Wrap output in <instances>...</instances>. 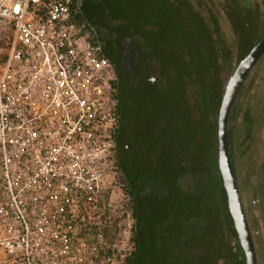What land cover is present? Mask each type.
I'll use <instances>...</instances> for the list:
<instances>
[{"label":"flooded vegetation","instance_id":"af4514ba","mask_svg":"<svg viewBox=\"0 0 264 264\" xmlns=\"http://www.w3.org/2000/svg\"><path fill=\"white\" fill-rule=\"evenodd\" d=\"M75 3L78 24L114 66L119 110L116 164L131 207L133 234L137 219L155 215L151 210L160 203L162 215L180 221L179 232L186 242L191 237L194 249L197 186L208 178L216 193L212 203L217 239L225 255H231L232 264L239 259L246 264L219 166L218 121L230 77L264 37V0ZM185 62L194 66L179 72ZM184 119L192 123V133ZM227 137L260 264L264 249V54L239 90Z\"/></svg>","mask_w":264,"mask_h":264},{"label":"built area","instance_id":"2783aa9c","mask_svg":"<svg viewBox=\"0 0 264 264\" xmlns=\"http://www.w3.org/2000/svg\"><path fill=\"white\" fill-rule=\"evenodd\" d=\"M75 9V0H0V264H84L102 247L101 233L91 248L72 224L85 198L98 200V176L93 188L83 176L100 170L93 157L120 179L117 78Z\"/></svg>","mask_w":264,"mask_h":264},{"label":"trees","instance_id":"16d2710c","mask_svg":"<svg viewBox=\"0 0 264 264\" xmlns=\"http://www.w3.org/2000/svg\"><path fill=\"white\" fill-rule=\"evenodd\" d=\"M77 22L80 24L81 20ZM185 64L186 67H180L183 69L179 68V72L194 66V62H185ZM183 76H187L186 72ZM119 108L121 112V105ZM183 123L192 133V123L188 124L186 119ZM189 132L186 134L187 138H190ZM213 188V183L208 178L201 180L197 186L199 218L196 233L197 245L194 249H191V237L186 242L182 236L183 233L179 232L180 221L176 218L164 217L160 203L157 201L158 204L151 210L155 215L137 219L133 234L135 249L126 262L128 264H219L221 259L228 260L231 255H225V247H222L220 240L217 239L218 232H214L215 208L212 199L216 193ZM228 264L232 262L229 261ZM237 264L244 263L242 259H239Z\"/></svg>","mask_w":264,"mask_h":264},{"label":"rangeland","instance_id":"374dc122","mask_svg":"<svg viewBox=\"0 0 264 264\" xmlns=\"http://www.w3.org/2000/svg\"><path fill=\"white\" fill-rule=\"evenodd\" d=\"M91 163L100 167V170L89 172L91 174L83 173V176L86 186H92V188L96 183V180L92 178L98 176L97 181L100 185V192L96 195L98 200L91 201L85 198L86 206L83 207V215L74 221L72 226L74 232L85 235L84 241L86 240L91 248L100 242L102 247L86 251L83 254L86 257L84 264H124L133 250V232H131L133 221L129 216L130 204L122 190L121 179L118 178L117 182L114 177V169L109 159L105 156L93 157ZM88 175L89 181H87ZM93 202L101 206L98 214ZM1 224L0 221V235L4 234L2 232L4 227ZM98 228H101V232H96ZM98 233H101L99 243L96 237ZM255 233L258 236L259 232ZM261 253L260 264H264V249ZM225 261L221 259L219 264H226Z\"/></svg>","mask_w":264,"mask_h":264},{"label":"water","instance_id":"95a60500","mask_svg":"<svg viewBox=\"0 0 264 264\" xmlns=\"http://www.w3.org/2000/svg\"><path fill=\"white\" fill-rule=\"evenodd\" d=\"M263 54L264 37L253 47L250 53L241 60L235 72L230 77L223 96L218 121L219 166L223 177L224 187L228 194L229 208L238 233L240 244L245 253L246 264H258V257L231 161L229 140L227 137V124L231 109L248 72Z\"/></svg>","mask_w":264,"mask_h":264}]
</instances>
